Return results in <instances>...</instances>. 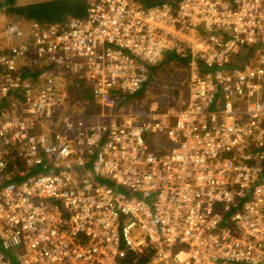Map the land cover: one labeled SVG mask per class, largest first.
Wrapping results in <instances>:
<instances>
[{
    "label": "built area",
    "instance_id": "2783aa9c",
    "mask_svg": "<svg viewBox=\"0 0 264 264\" xmlns=\"http://www.w3.org/2000/svg\"><path fill=\"white\" fill-rule=\"evenodd\" d=\"M84 1L5 27L0 264H264V0ZM167 51L184 104L116 111Z\"/></svg>",
    "mask_w": 264,
    "mask_h": 264
},
{
    "label": "trees",
    "instance_id": "16d2710c",
    "mask_svg": "<svg viewBox=\"0 0 264 264\" xmlns=\"http://www.w3.org/2000/svg\"><path fill=\"white\" fill-rule=\"evenodd\" d=\"M143 6H149L154 4H160L168 0H134ZM176 1V0H171ZM0 11L6 12L13 17L11 19L15 22L23 21L21 25H26V22L29 21H39L41 23H50L56 21H65L68 17L71 16H80L86 12V3L84 0H37L30 3L18 4L17 0H1L0 1ZM250 52L244 54L246 57ZM163 58L164 64L172 63L176 61L178 64L185 67V71L188 74L187 68H189V58L181 57L174 52L167 51L165 52ZM157 65L151 66L149 80L141 86L138 90L125 93V98L121 101L118 106L124 102H128L132 98L144 97L146 89L151 83L152 78L155 79V74L157 73ZM25 74V73H24ZM26 75V74H25ZM188 77V76H187ZM186 77V78H187ZM184 78V79H186ZM68 94L72 93L74 96L73 100L68 102L69 104H76L77 107H82L85 111L98 110V106L94 103L91 95V90L88 86L83 83H80L76 80H73L68 85L65 86ZM187 98V91H186ZM162 141V140H161ZM153 146V144H152ZM155 148V147H154ZM162 150L161 148H157ZM133 253H129V257L126 262L128 264H144L147 261L146 257H140L136 261L133 260Z\"/></svg>",
    "mask_w": 264,
    "mask_h": 264
},
{
    "label": "rangeland",
    "instance_id": "374dc122",
    "mask_svg": "<svg viewBox=\"0 0 264 264\" xmlns=\"http://www.w3.org/2000/svg\"><path fill=\"white\" fill-rule=\"evenodd\" d=\"M34 1L37 0H17L18 4ZM11 17L13 16L0 11V54H5L7 56L11 53L8 46L22 40L18 38H7L5 35L6 25L13 21ZM22 21L23 19L20 17V21L18 22L21 23ZM23 26H29V22H26V25L24 24ZM241 58H244V54H241ZM164 59L165 58H162L157 63V73L154 75L155 79L152 78L151 83L146 89L145 96L142 98H132L128 102L120 104L119 107L115 109L116 111L130 115L137 114L138 112H149L156 107H158V109H178L184 104L189 75H187L185 67L180 65L181 63L178 64L176 61H173L172 63L164 64ZM5 70L6 66L1 65V71ZM187 71L188 74H190L189 68H187ZM77 108L84 110L80 106Z\"/></svg>",
    "mask_w": 264,
    "mask_h": 264
}]
</instances>
